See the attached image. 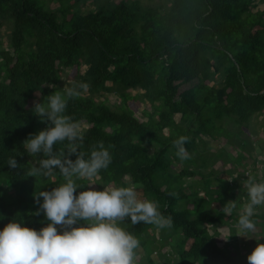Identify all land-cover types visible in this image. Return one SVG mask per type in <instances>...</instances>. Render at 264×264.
<instances>
[{
    "label": "trees",
    "instance_id": "trees-1",
    "mask_svg": "<svg viewBox=\"0 0 264 264\" xmlns=\"http://www.w3.org/2000/svg\"><path fill=\"white\" fill-rule=\"evenodd\" d=\"M91 2L97 8L83 13ZM257 8L256 0H0V30L10 31L7 48L0 41V230L11 221L37 231L47 226L43 213L32 215L38 209L33 196L63 179L58 171L48 178L28 177L33 162L46 157L28 156L23 141L47 127L33 114L34 102L46 103L54 91L63 92L68 76V87L89 85L69 100L64 113L88 126L80 151L88 159L102 141L112 157L96 179L77 181L82 185L77 194L92 187H129L130 177L135 188L143 189L141 200L156 202L162 215L171 216L172 227L165 229L133 225L130 219L119 224L140 240L137 252L144 251L147 264H155L154 240L165 255V241H171L175 254H168V262L177 255V264H247L257 245L244 254L235 236L247 189L238 193V184L213 186L214 171L207 175L204 169L213 166L205 153L212 151L209 142L222 138L239 154L255 157L252 143L240 137L254 131L255 116L264 114V9ZM217 78L219 87L211 85ZM101 91L118 93L120 106L113 109L100 101ZM144 103L146 121L137 116ZM181 136L189 137L184 147L191 162L178 172L167 155L175 154L173 141ZM63 147L57 144L54 151ZM223 151L218 156L227 161L226 146ZM9 158L21 167L9 168ZM258 163L253 158L254 170ZM199 175L204 188L186 194L184 178ZM255 182H264V171ZM229 201H236L237 208L224 215L221 209ZM251 219L264 244V206H257ZM223 228L235 244L219 245L228 238Z\"/></svg>",
    "mask_w": 264,
    "mask_h": 264
},
{
    "label": "clouds",
    "instance_id": "clouds-1",
    "mask_svg": "<svg viewBox=\"0 0 264 264\" xmlns=\"http://www.w3.org/2000/svg\"><path fill=\"white\" fill-rule=\"evenodd\" d=\"M45 86L57 87L55 84ZM88 88L83 82L65 86L63 92L48 95L46 103L34 102L33 114L47 127L37 134H29L23 148L30 157L46 158L33 162L27 176L48 178L58 171L63 182L51 191H40L33 196L38 209L32 215L43 213L47 226L37 231L11 221L0 230V264H136L140 240L119 224L130 219L133 225L172 227L171 216L162 215L156 202L138 199L133 187L100 191L92 187L77 194L82 186L77 181H92L112 161L102 141L93 146L90 157L85 159L80 151L84 141L80 124L64 114L69 100L78 98L80 90ZM188 140L189 137L181 136L173 141L175 155L181 161L191 158L184 147ZM57 144H62L63 150L54 151ZM8 167L17 169L21 165L15 158H9ZM242 185L247 189L248 202L235 224V236L245 238L248 232L256 230L251 217L257 206H264V182L257 183L248 177ZM41 198L43 203H40ZM236 208V201H229L221 212L231 215ZM57 226L62 230L59 233ZM229 237L221 239L227 241ZM247 264H264V244L257 243L247 256Z\"/></svg>",
    "mask_w": 264,
    "mask_h": 264
},
{
    "label": "rangeland",
    "instance_id": "rangeland-1",
    "mask_svg": "<svg viewBox=\"0 0 264 264\" xmlns=\"http://www.w3.org/2000/svg\"><path fill=\"white\" fill-rule=\"evenodd\" d=\"M147 1H149V0H147ZM162 1L163 0H152V3H160ZM99 3H102V1ZM256 3L258 5V8H257L258 10L264 9V1L256 0ZM97 5H98L97 2L94 4H93V2L87 3L86 9L82 12L86 14L89 10H91V9L93 10V9L97 8ZM52 7L56 8V7H58V4H54ZM9 33H10V31L7 27L0 30V41L3 42V48H7L8 44H9V40H8ZM86 70H87V66L84 65L82 67V73H84ZM69 74H70V70H69ZM220 80H221L220 78H217L216 80H214L211 83V85H215L217 87L221 86ZM71 81L72 80L69 79L68 76L64 77V79H63L64 87L65 86L68 87L69 84L71 83ZM108 85L111 86V83H108ZM140 93H141V91H139V90L132 92L133 95H138ZM98 97H99L100 101L104 102L106 105L112 107L113 109H116V107L120 106L119 94L116 92L109 93L107 91H101ZM146 106H147V103L141 104V108L138 110V113H137V116L140 119L145 120V121L147 119L145 117H143L142 110ZM179 118L180 117L177 116V119H176L177 122H179ZM254 124L256 125L255 130L250 131L248 136H246L244 134L241 135L240 138L241 139L245 138L252 143V148L254 151L253 155L255 157H257V161H259V163L257 164L258 169H255V170L253 169L254 168L253 158H255V157L250 159L247 154H241L240 153L242 155V159H241L240 158L241 155L239 154L238 149L234 148L232 146V143H228V141H226L225 139L222 138L219 141L209 142L210 143L209 146L212 148V151L207 148L205 153L207 154L208 159L211 158L209 165H213V166L204 169V173L207 175L212 174V178L216 179L213 186L218 187L220 185L222 186L225 184L226 185L230 184V185L236 186V184H238V186L236 187V189H234V191L236 190V192L240 193V190L246 189L242 185V181L246 180L248 177H252V178H254V180H259L262 178L263 171H264L263 170L264 169V114H262L260 116H255ZM80 127H81V130H83V129L87 128L88 126L86 124H80ZM229 130L235 131L233 126H229ZM166 133H167V131H166ZM204 139L208 140L207 137H204ZM236 139H237V137L234 138V140H236ZM238 140H239V138H238ZM225 146H226V150H227L225 152H228L227 154L229 155L227 161H226L227 158H225V157L219 158L220 156H218V153H220L221 151L224 152L223 147H225ZM148 148H149L151 153H154L156 151V149H154L153 147L148 146ZM227 154L225 156H227ZM167 159L170 161L172 167L175 168L178 172H180L185 167V164H188L187 161H189V159L181 161L172 152L167 155ZM189 162H191V161H189ZM193 165H192V167L189 165V167H191L192 170L200 171L201 168H199V166L194 167ZM212 171H214V172H212ZM226 171H233V173L230 176H227L225 173ZM237 177H241L242 181L238 182V180L237 181L233 180ZM94 179H96V178H94ZM126 182L128 183L129 187H133L136 190V192L138 194L137 198L141 200L143 189L141 188L142 189V191H141L140 188H138V189H137V187L135 188V186L131 183L130 177H126ZM184 185H185L186 194H190L191 192H193L195 190H201V188H204L202 185V176H200V175L198 176V178H194L192 176H188V177L184 178ZM8 192H9V194H12V195L14 194L13 190H9ZM200 194H201V196H203L204 192L200 191ZM244 205H243V208H244ZM243 208H241V210L238 211V214H240L243 211ZM221 231H222L221 233H223V235L225 237L230 236L229 230L227 228H223V229H221ZM210 232H211V234L214 233L213 227H210ZM252 233H254V232H252ZM255 233L249 234V235L246 234L245 238L237 236L238 237V245L242 249V253L245 254L247 252L246 249H249L252 246L257 245V243H261V242H259L260 238H257V235ZM152 234L154 235L153 232H152ZM155 234H156L157 238L162 237L161 236L162 235L161 230H156ZM152 242H153L152 247L159 249V247H160L159 241L154 240ZM165 242H166L165 243L166 248L164 251L167 252L168 254H175V253H173V249L171 247V245H172L171 241L167 240ZM226 243H228V244L230 243L231 245L235 244L234 240H232L229 237V239L227 241L220 242L219 245L223 246ZM157 249H156L154 255H152V259H153L155 264H177V262H176V261H178L177 255H172V261L168 262V259H169L168 254L165 255L163 251H159ZM144 257H145V253L142 249H140L137 252L136 263L143 261L144 264H147Z\"/></svg>",
    "mask_w": 264,
    "mask_h": 264
}]
</instances>
